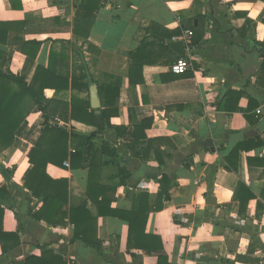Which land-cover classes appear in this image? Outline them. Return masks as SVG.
Returning <instances> with one entry per match:
<instances>
[{
    "label": "crops",
    "instance_id": "1",
    "mask_svg": "<svg viewBox=\"0 0 264 264\" xmlns=\"http://www.w3.org/2000/svg\"><path fill=\"white\" fill-rule=\"evenodd\" d=\"M85 3L0 0V22L18 23L0 43L4 70L30 82L36 66L46 67L53 54L56 73L70 80L73 72H88L97 89H118V113L109 120L115 128L103 133L70 116L71 96L89 101L91 84L82 92L46 89L44 114L36 109L28 114L12 145L0 152V187L6 188L2 225L19 240L5 253L0 244V264L38 256L41 245L66 264H157L155 255L127 247V224L115 216L97 219L99 250L73 239L67 218L55 226L33 218L41 202L24 183L31 170L28 153L45 117L70 134L68 151L85 147L71 133H95L92 152L98 150L91 173L86 153L75 169L67 161L62 167L46 165L49 177L67 180L61 212L86 201L90 182L109 188L110 208L130 209L138 193L155 199L165 174L168 200L149 212L145 225L146 233L161 240L164 264H264V0H99L93 16L76 14ZM76 18L82 36L73 32ZM193 28L203 31L195 46L191 37L183 39ZM174 31L179 35L168 39ZM142 40L149 62L130 80V53ZM172 40L186 44L190 65L183 73L171 70L180 57L169 48ZM28 41L40 43L33 58L28 55L35 46L24 44ZM166 74L175 75L164 81ZM229 91L239 96L224 103ZM98 98L100 112L99 89ZM97 122L103 126L101 117ZM241 187L253 195L243 205L238 199L247 193H240Z\"/></svg>",
    "mask_w": 264,
    "mask_h": 264
},
{
    "label": "trees",
    "instance_id": "2",
    "mask_svg": "<svg viewBox=\"0 0 264 264\" xmlns=\"http://www.w3.org/2000/svg\"><path fill=\"white\" fill-rule=\"evenodd\" d=\"M99 0H88V3L81 6L77 13H83L84 16H93L94 12L99 8ZM11 7H17L11 1ZM88 9L89 13L85 11ZM84 12H83V11ZM86 14V15H85ZM15 25V26H13ZM18 23L0 22V43L6 42L7 31L16 29ZM82 24L75 19L73 28L74 34L83 35ZM87 32V28H86ZM87 35V34H86ZM179 32L174 31L168 34L167 38L178 36ZM203 31H198L193 28L191 36V45L195 46L200 43ZM24 44L34 45L33 54L28 55L33 58L39 46V42L28 41ZM146 45L144 40L141 45L130 53L129 79L136 68L141 69L144 64L148 63L143 47ZM24 51L22 46L19 48ZM166 50H168L166 48ZM52 56L46 67L37 65L35 72L30 80L26 82L25 76L11 73L8 69L4 70V55L0 51V152L12 145L14 140V132L23 122L28 114L34 109L44 111L47 109L43 105V96L46 89H53L55 92L76 90L78 92L87 91L90 84L96 83L92 75L88 72L78 73L73 72L70 80L62 73H56L52 69ZM185 74V73H184ZM191 72L186 73V76H191ZM175 74H166L162 76V80H170ZM99 92L102 98V107L99 114H96L89 107L88 98H80L72 95L70 99V116L74 119L83 120L96 128L95 133H103L105 129L115 128L110 124V118L116 116L118 108L116 106V98L118 89L110 86L98 85ZM224 103L228 102L233 95L239 94L229 91ZM237 100V99H236ZM220 108H225V104L220 105ZM230 112L235 110V105L227 108ZM45 116V115H44ZM101 117L103 126L97 122V117ZM44 127L35 146L28 153V162L31 164V170L25 180L24 186L32 196L38 198L41 205L32 214L36 220H42L50 225H58L63 223V219L67 218L69 223L73 225V239H78L88 246L98 249L100 242L96 238V223L100 216H115L127 224V247L143 250L148 254H153L157 258V264H164L167 260L164 254L161 240L158 236L145 232L146 219L149 212L163 208L164 201L168 200L164 196L166 186L169 184V179L165 174H162L158 179L159 191L155 199H151L147 193H138L133 201L130 209L110 208V203L113 197L106 193L109 188L99 185L96 182H90L86 187V201L78 206L70 207L69 212L61 211L63 205L67 202L68 190L66 179H52L46 174V165L48 163L62 167L64 162H68L71 169L78 166V161L84 153L90 155L88 161L89 172L91 173L96 167V157L98 150L93 149L92 141L95 138V133L91 134H74L71 135L79 138V144L85 146L84 149L79 147L74 152L68 151L69 133L61 129L56 123H49L48 119L44 118ZM242 144L236 145L232 150L231 155L237 154V149ZM111 153L116 155L114 149ZM83 161V159H82ZM128 175L126 172L125 176ZM240 193H247L245 187L240 188ZM6 193L5 187H0V198H3ZM252 194L247 193L246 199H238L243 205L252 198ZM164 200V201H162ZM3 207L0 206V244L2 253L7 252L18 244V235L16 233L5 232L2 225ZM40 254L38 256L28 255L25 258L12 262L10 264H66L63 258L52 250L49 245H41Z\"/></svg>",
    "mask_w": 264,
    "mask_h": 264
},
{
    "label": "water",
    "instance_id": "3",
    "mask_svg": "<svg viewBox=\"0 0 264 264\" xmlns=\"http://www.w3.org/2000/svg\"><path fill=\"white\" fill-rule=\"evenodd\" d=\"M169 48L178 56H185L186 54V44L182 40L170 41ZM89 102L91 109H93L96 114H99L100 102L98 98V89L94 83L89 86Z\"/></svg>",
    "mask_w": 264,
    "mask_h": 264
},
{
    "label": "built area",
    "instance_id": "4",
    "mask_svg": "<svg viewBox=\"0 0 264 264\" xmlns=\"http://www.w3.org/2000/svg\"><path fill=\"white\" fill-rule=\"evenodd\" d=\"M191 36H192V31L186 30L185 33H184V37H183V39L185 40L186 43H187V40ZM189 65H190V63H189L188 58L185 57V56H180L171 65V70L174 73H183V72H185L188 69ZM65 165H67V163Z\"/></svg>",
    "mask_w": 264,
    "mask_h": 264
}]
</instances>
